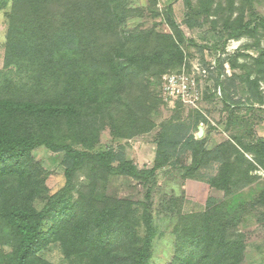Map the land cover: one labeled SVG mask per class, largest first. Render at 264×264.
<instances>
[{
  "label": "rangeland",
  "instance_id": "rangeland-1",
  "mask_svg": "<svg viewBox=\"0 0 264 264\" xmlns=\"http://www.w3.org/2000/svg\"><path fill=\"white\" fill-rule=\"evenodd\" d=\"M14 6L15 1L8 0L0 9V98L7 93L24 96L23 91L31 92L36 87L51 88V92L65 89L69 82L57 74L54 78L31 51L20 54L21 48H11L15 42L33 44L43 33L53 34L63 19L55 18L57 25L50 21L44 30V24L35 25L36 12L25 6L15 11ZM124 6L129 28H148L177 39L176 28L183 35L179 44L184 55L180 60L173 53L147 74L150 90L158 100L153 99V107L142 106L141 111L145 115L149 108V118L156 128L118 138L113 121L105 120L96 150L114 149L140 169L150 168L161 128L173 124L181 126L182 140L188 136L203 140L207 151L226 142L235 146L252 163L237 166L238 154H231V163L240 169L235 173L239 177L249 170L253 180L233 184L229 192L211 187L221 169L220 163L211 160L223 155L219 148L218 154L207 156L210 159L205 160L208 164L204 167L170 166L159 171L150 183L121 175L105 176L92 164L82 165L68 181L64 155L42 147L30 154L33 171L29 172L36 177L32 184H40L36 199L27 203L16 177L1 178V213L14 205L29 204L40 211L53 209L55 204L56 213L44 225L48 233L55 226V235L39 254L48 264H105V256L111 254L118 238L122 241L127 237L129 243L133 242L128 244L129 249L141 245L147 240L145 206L151 211L153 227L148 264H178L179 250H197L193 241L199 239L200 243L203 229L211 223L216 227L218 243L243 245L240 264H264V0H126ZM169 10L174 25L168 20ZM190 20L197 23L195 28L189 27ZM166 44L164 40L163 50ZM181 73L194 81L193 98H171L163 90V76ZM248 75L256 82L255 87L244 83ZM76 91L74 83L69 93L62 94L72 96ZM200 128L204 131L202 137ZM221 161L226 162L224 158ZM209 202L219 209L216 220L205 219ZM2 214L0 252L7 254L12 247L6 240L9 232ZM101 216L108 217L105 228L94 223ZM77 221L94 236L103 229L99 238L102 242L98 243L104 245L103 250L75 238L79 233L74 227ZM257 233L258 237H252ZM195 254L199 257L200 251Z\"/></svg>",
  "mask_w": 264,
  "mask_h": 264
},
{
  "label": "trees",
  "instance_id": "trees-1",
  "mask_svg": "<svg viewBox=\"0 0 264 264\" xmlns=\"http://www.w3.org/2000/svg\"><path fill=\"white\" fill-rule=\"evenodd\" d=\"M7 1L0 0V9L1 4ZM14 1L15 11L25 6L36 12L35 25L44 24V30H47L50 21L57 25L55 18L63 19L53 34L43 33L40 41L33 44L15 42L11 48H21L18 50L20 54L31 51L45 63L54 78L57 74L69 82L61 91L56 88L51 92V88L45 90L36 87L31 92L23 91L24 96L7 93L0 98V179L16 177L21 195L28 200L27 203L36 199L40 186L32 184L36 177L29 172L33 171L30 154L42 147L64 155L62 163L68 181L73 179L82 165L92 164L105 176L121 175L150 183L159 171L170 166L192 169L204 167L208 164L205 160L210 159L207 156L218 154L219 148L224 151L223 155L211 160L220 163L221 169L213 178L211 187L229 192L233 184L253 180L249 170L241 172L239 177L235 173L240 169L231 163V154H238L237 166L252 164L243 157V153L239 154L235 146L226 142L214 151H207L203 140H195L193 136L182 140L181 126L173 124H164L161 128L156 158L150 168L140 169L134 162L119 156L114 149L96 150L101 124L105 120L113 121L111 125L118 138L140 135L156 128L149 118V108H146L145 115L141 111L142 106L153 107V101L158 100L150 90L147 74L169 60L173 53L178 59L183 58L179 44L183 35L176 32V28L174 33L178 41L148 28H129L126 24L128 10L124 6L126 0ZM168 20L174 25L170 10ZM188 25L195 28L197 23L190 20ZM164 40L168 41V45L163 50ZM74 83L77 86L75 94H62L69 93ZM244 83L256 86L249 75ZM181 145L182 148H179ZM261 145L264 149L263 141ZM180 149L184 150L181 156L176 157ZM174 157L176 159L173 161ZM222 158L226 161L223 164ZM261 164L264 166V162ZM262 203L264 205V198ZM130 205L128 203L129 208ZM215 206L208 203L205 219L212 221L218 218L216 212L219 209ZM55 213V204L53 209L45 207L40 211L29 204L14 205L3 214L0 210V221L2 214L9 232L6 240L12 247L7 254L0 252V264H48L39 254L55 235V226L49 233L44 231L45 223ZM151 219L149 206H145L143 221L147 240L129 249L128 244L133 242L129 243L127 237L122 241L118 238L111 254L105 256V264H148L149 237L153 228ZM81 221L74 225L76 232H79L75 238L78 241L81 239L83 244L86 242L90 247L103 250V244L98 246L102 242L99 238L103 229L94 236V233L83 227ZM94 223L97 227L105 228L108 217H98ZM211 224L203 229L200 243L199 239L193 241L197 250L192 247L179 250L178 264H240L243 245L237 246L235 242L225 244L224 241L218 243L216 227ZM259 235L257 233L252 237ZM193 251H200V256Z\"/></svg>",
  "mask_w": 264,
  "mask_h": 264
},
{
  "label": "built area",
  "instance_id": "built-area-1",
  "mask_svg": "<svg viewBox=\"0 0 264 264\" xmlns=\"http://www.w3.org/2000/svg\"><path fill=\"white\" fill-rule=\"evenodd\" d=\"M164 79V92L171 98H182L185 100L187 98H193L195 95L192 92L194 87V81L191 82L188 76L184 73L175 75L168 74L163 76Z\"/></svg>",
  "mask_w": 264,
  "mask_h": 264
},
{
  "label": "water",
  "instance_id": "water-1",
  "mask_svg": "<svg viewBox=\"0 0 264 264\" xmlns=\"http://www.w3.org/2000/svg\"><path fill=\"white\" fill-rule=\"evenodd\" d=\"M203 133H204L203 129L200 128V129H199V136L202 137V136H203Z\"/></svg>",
  "mask_w": 264,
  "mask_h": 264
}]
</instances>
